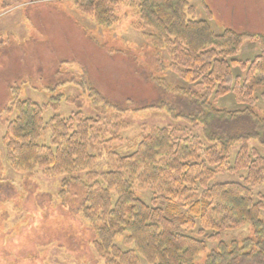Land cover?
Returning a JSON list of instances; mask_svg holds the SVG:
<instances>
[{"label": "trees", "instance_id": "trees-1", "mask_svg": "<svg viewBox=\"0 0 264 264\" xmlns=\"http://www.w3.org/2000/svg\"><path fill=\"white\" fill-rule=\"evenodd\" d=\"M191 1L72 0L76 12L98 28L132 16L130 27L152 52L150 79L161 94L150 108L164 111L170 122L185 123L151 129L133 150L107 149L109 170L98 172L96 159L127 126L117 115L105 124L100 115L80 110L44 118L48 103L19 95L0 109V121L3 113L7 116L3 144L9 167L60 179L61 205L86 220L95 253L105 264H138L139 257L146 264H264V193L253 191L264 185V155L250 145L264 149V110L253 109L256 101H264V34L216 32L204 0L206 18L197 17ZM9 6L0 0V14ZM245 42L257 45L251 60L236 58ZM234 67L242 75L233 77ZM78 77L56 83L76 84L93 108L102 106V114L127 111L86 75ZM230 93L241 107L214 104ZM224 171L245 174L239 182L210 184ZM135 184L148 188V203L136 196ZM77 187L68 202L67 194ZM242 225L252 229L249 236L220 239L222 232ZM211 241L215 244L207 250Z\"/></svg>", "mask_w": 264, "mask_h": 264}, {"label": "rangeland", "instance_id": "rangeland-1", "mask_svg": "<svg viewBox=\"0 0 264 264\" xmlns=\"http://www.w3.org/2000/svg\"><path fill=\"white\" fill-rule=\"evenodd\" d=\"M6 1L9 9L0 14V109L19 95L37 103H48L44 118L53 114L68 117L80 110L85 116L100 115L99 121L105 124L111 123V116L117 115L127 126L118 134L120 139L111 140L97 156L98 172L110 169L107 149L133 150L134 143L153 128L185 125L180 121L170 122L164 111L150 108L161 97L150 79L154 70L153 56L144 48L140 33L130 27V14L112 28H98L90 17L76 12L72 0ZM191 3L197 17L206 18L202 0ZM204 4L211 12L210 24L216 32L230 28L264 34V0H204ZM257 52L255 43L245 42L236 58L251 60ZM82 74L101 94L127 111L102 114V106L93 108L76 84L56 83L70 76L79 80ZM232 75H242V72L234 67ZM171 80L176 82L177 79ZM14 87H17L16 94L12 91ZM60 93L59 100L54 101L53 97ZM52 102L55 104H49ZM214 104L228 109L241 107L231 93ZM253 109L261 114L264 101H256ZM6 119L3 113L0 121V264H105L95 253L94 234L86 220L61 205L60 179L9 167L3 144ZM48 135L46 131L47 140ZM250 145L264 155V149L256 142ZM236 150L237 146L231 149L229 163ZM244 174V171L220 172L213 176L210 184L239 182ZM77 189L80 188H71L68 202L73 200ZM133 191L144 202H149L147 187L135 184ZM253 191L264 193V185ZM251 232L248 225H242L222 232L220 239L240 240ZM188 233L196 236L195 232ZM214 244L215 241H211L207 250ZM199 260L202 261V257ZM138 264L146 263L139 257Z\"/></svg>", "mask_w": 264, "mask_h": 264}]
</instances>
